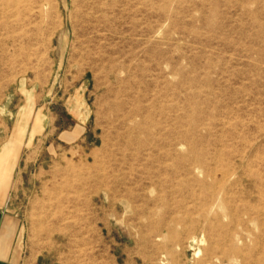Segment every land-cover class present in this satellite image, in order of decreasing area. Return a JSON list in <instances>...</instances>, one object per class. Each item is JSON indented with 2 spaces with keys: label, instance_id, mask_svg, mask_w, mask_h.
Instances as JSON below:
<instances>
[{
  "label": "rangeland",
  "instance_id": "obj_1",
  "mask_svg": "<svg viewBox=\"0 0 264 264\" xmlns=\"http://www.w3.org/2000/svg\"><path fill=\"white\" fill-rule=\"evenodd\" d=\"M7 147L13 264H264V0H0Z\"/></svg>",
  "mask_w": 264,
  "mask_h": 264
},
{
  "label": "crops",
  "instance_id": "obj_2",
  "mask_svg": "<svg viewBox=\"0 0 264 264\" xmlns=\"http://www.w3.org/2000/svg\"><path fill=\"white\" fill-rule=\"evenodd\" d=\"M21 219L0 205V264H13Z\"/></svg>",
  "mask_w": 264,
  "mask_h": 264
},
{
  "label": "bare ground",
  "instance_id": "obj_3",
  "mask_svg": "<svg viewBox=\"0 0 264 264\" xmlns=\"http://www.w3.org/2000/svg\"><path fill=\"white\" fill-rule=\"evenodd\" d=\"M10 154L11 148L8 147L5 148V151L0 154V180L4 177V173L7 171L8 162L10 160Z\"/></svg>",
  "mask_w": 264,
  "mask_h": 264
}]
</instances>
